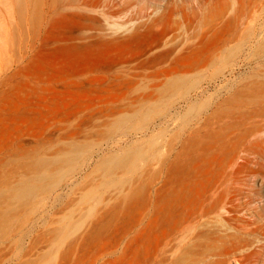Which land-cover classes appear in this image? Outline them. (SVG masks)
<instances>
[{"label": "rangeland", "instance_id": "1", "mask_svg": "<svg viewBox=\"0 0 264 264\" xmlns=\"http://www.w3.org/2000/svg\"><path fill=\"white\" fill-rule=\"evenodd\" d=\"M0 264H264V0H0Z\"/></svg>", "mask_w": 264, "mask_h": 264}, {"label": "bare ground", "instance_id": "2", "mask_svg": "<svg viewBox=\"0 0 264 264\" xmlns=\"http://www.w3.org/2000/svg\"><path fill=\"white\" fill-rule=\"evenodd\" d=\"M128 153L126 154V157L124 155H113L108 159V162L111 164H117L121 163L122 161H125L127 157H129ZM29 183L22 181L18 185L15 186H10L9 189V194L11 196H24L27 189L29 188Z\"/></svg>", "mask_w": 264, "mask_h": 264}]
</instances>
